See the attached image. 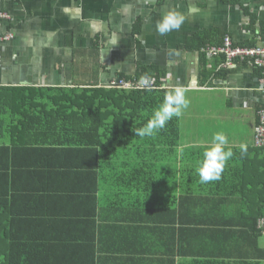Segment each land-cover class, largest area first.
<instances>
[{"label":"crops","instance_id":"0c3cea01","mask_svg":"<svg viewBox=\"0 0 264 264\" xmlns=\"http://www.w3.org/2000/svg\"><path fill=\"white\" fill-rule=\"evenodd\" d=\"M190 5L199 12L179 31L156 32L166 10L187 13ZM0 12L10 16L0 22V34L13 35L0 43V87L113 88L111 82L147 68L154 81L161 75L164 88H185L189 105L178 118V146L167 171L176 189L215 133L227 137L226 148L242 143L253 148L258 112L264 108L263 72L248 62L224 66L222 57L209 58L190 41L207 33L210 43L223 33L237 47H264V0H0ZM253 15L255 33L248 30ZM9 147L10 160L0 163V204L10 212L21 205L35 216L10 228L4 213L2 226L16 240L39 241L21 255L33 264H264V236L256 242L240 236L243 244L237 236L227 239L221 228L232 220L221 215L195 226L199 241L183 249L173 231L168 239H147L139 231L115 234L112 223L103 220L109 191L98 190L93 151L13 142ZM252 190L264 192L258 185Z\"/></svg>","mask_w":264,"mask_h":264},{"label":"trees","instance_id":"16d2710c","mask_svg":"<svg viewBox=\"0 0 264 264\" xmlns=\"http://www.w3.org/2000/svg\"><path fill=\"white\" fill-rule=\"evenodd\" d=\"M256 19L253 15L248 27L254 33ZM206 36L207 33H202L195 38L197 41H190L194 43L191 48L200 53L208 47L220 46L228 35L220 33L210 43ZM257 70L263 72L264 78V69ZM151 72L143 68L126 79L147 78L153 86L146 88L0 87V163L6 166L10 160L11 142L16 146L91 150L97 156L98 190L109 191L104 199L107 215L103 220L112 223L115 234L139 231L147 239L156 236L168 239L169 231H173L177 234L176 245L183 249V245L199 241L195 226L221 215L232 220L221 228L227 239L244 235L256 242L264 236L259 228V221L264 219V192L255 194L252 187L258 185L264 191V157L261 156L264 148L257 147L254 138L253 148H247L243 155L237 147H225L232 150L233 156L227 161L221 179L207 184L200 183L195 171L203 161L201 155L188 171L186 182L176 189L168 172L170 155H174L178 146V118L174 117L151 136L139 137L134 131L147 123L165 94L171 91L163 87L160 74L157 82ZM227 204L230 207H224ZM24 209L18 205L10 212L0 204V264H27L28 261L33 264L30 258L21 255L30 251L37 240L25 236L16 240L17 235L11 236L10 230L5 235L7 225L2 226L1 221L6 213L11 228L18 219L15 227L20 225V220L35 216L25 213ZM212 226L206 225L208 229ZM235 229L239 232H234ZM240 242L243 244L242 238Z\"/></svg>","mask_w":264,"mask_h":264},{"label":"clouds","instance_id":"9594fccd","mask_svg":"<svg viewBox=\"0 0 264 264\" xmlns=\"http://www.w3.org/2000/svg\"><path fill=\"white\" fill-rule=\"evenodd\" d=\"M197 12H199V9L194 5L188 7L187 13L175 8L168 9L157 20L155 30L162 36L172 31H179L185 20ZM117 42L118 39H114L112 45H116ZM188 105L189 100L186 99L185 88L177 85L165 94L163 102L154 110L147 123L134 130L136 136L146 137L153 135L157 130L163 129L174 117H181L183 109H186ZM227 144L228 139L222 132H217L213 135L211 145L203 152L202 163L195 169L201 184L221 179L227 161L233 156L231 149L225 150ZM239 150L242 155L246 154L247 145L240 144Z\"/></svg>","mask_w":264,"mask_h":264},{"label":"built area","instance_id":"2783aa9c","mask_svg":"<svg viewBox=\"0 0 264 264\" xmlns=\"http://www.w3.org/2000/svg\"><path fill=\"white\" fill-rule=\"evenodd\" d=\"M10 16L4 12H0V22L9 20ZM12 34H0V43L12 40ZM209 58L222 57L223 65L233 67L240 62H248L249 64L264 69V47H237L234 45L230 36H226L223 44L220 46H212L203 49ZM153 83L147 78L141 80H124L120 79L110 83L113 88H146L152 87ZM254 143L257 147L264 148V108L258 112V122L255 127ZM259 228L264 235V219L259 221Z\"/></svg>","mask_w":264,"mask_h":264},{"label":"rangeland","instance_id":"374dc122","mask_svg":"<svg viewBox=\"0 0 264 264\" xmlns=\"http://www.w3.org/2000/svg\"><path fill=\"white\" fill-rule=\"evenodd\" d=\"M86 82H89V81H86ZM83 83V82H82Z\"/></svg>","mask_w":264,"mask_h":264}]
</instances>
